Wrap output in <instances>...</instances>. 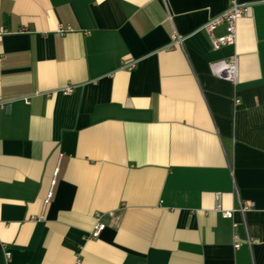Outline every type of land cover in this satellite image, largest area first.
<instances>
[{"label":"crops","instance_id":"1","mask_svg":"<svg viewBox=\"0 0 264 264\" xmlns=\"http://www.w3.org/2000/svg\"><path fill=\"white\" fill-rule=\"evenodd\" d=\"M239 2L236 43L213 50L201 29L229 0H0V264L4 247L12 264H264V0ZM235 54L237 85L210 69Z\"/></svg>","mask_w":264,"mask_h":264},{"label":"built area","instance_id":"2","mask_svg":"<svg viewBox=\"0 0 264 264\" xmlns=\"http://www.w3.org/2000/svg\"><path fill=\"white\" fill-rule=\"evenodd\" d=\"M250 6L248 4L240 3L239 0H229V7L228 9L212 18L210 21H207L203 27L202 31H204L210 40L211 49L213 50H220L223 47L234 45L237 41V32H238V22L240 19L247 17L249 14ZM220 26H225V34L223 36H217L216 31ZM183 38L179 36L177 33L173 35V45H182ZM136 65L135 63H128L124 65L128 69L134 68ZM210 69L212 74L224 81L230 82L233 85H237L238 78H239V57L235 54L228 59L213 62L210 64ZM63 94H70L73 92L72 87H65L61 90ZM29 103V100H27ZM240 104V101H236ZM52 197V192H49L48 200L50 201ZM252 202H239V207L237 211H239L242 215L253 208ZM217 210L222 211L224 217L232 218L235 210L233 211H224L220 202H218ZM96 224L90 234L92 239H98L101 233L105 230L106 225L102 222V216L100 213L95 215ZM236 238L235 247L239 248L241 246L240 240ZM247 243L251 245V240L248 238ZM4 264H12V253L4 247Z\"/></svg>","mask_w":264,"mask_h":264}]
</instances>
